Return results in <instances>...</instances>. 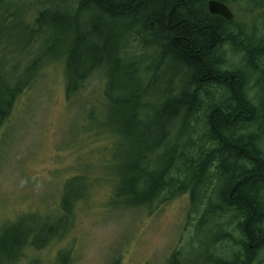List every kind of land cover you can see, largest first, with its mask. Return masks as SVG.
<instances>
[{
    "label": "trees",
    "instance_id": "16d2710c",
    "mask_svg": "<svg viewBox=\"0 0 264 264\" xmlns=\"http://www.w3.org/2000/svg\"><path fill=\"white\" fill-rule=\"evenodd\" d=\"M63 1L66 0H37L35 3H30V0H0V55L3 53H8L10 57L17 55L20 46H17L16 42L20 31L30 36L22 41H26L27 49L42 44L40 41L50 43V46L34 59L28 60L20 70L15 65L9 66L0 61V68L4 70V73L0 72V130L11 119L19 98L38 86L44 70L51 66V63H60L65 69L67 84L65 90L68 98L81 93L89 83L87 79L100 72L98 78L107 99H111L115 90L126 95L118 103L120 110L117 111L123 114H115L120 116V122L124 125L122 134L136 129H143L147 133L149 142L146 143L151 146L154 153H146L141 149L139 161L131 168L133 175L122 179L121 189L116 196L125 201V207L150 208L154 202L160 204L163 200L187 193L188 183L194 188L189 191L193 206L197 201L195 194L199 188L207 191L213 182V190H218L215 175L208 178L207 182L201 178V172L207 169L206 144L213 140L218 141L222 158H233L238 162L241 156L251 154L253 159H258V155L254 156V153H245V148H241L236 139H224L220 134L235 131L230 128L231 125H235L232 116L238 115L241 118V110L245 115L249 114L248 110L255 113L256 107L261 111V118L255 121V125L264 129V66L256 67L264 56V49L261 48L264 36L259 39L256 35L261 25L264 29V0H218L224 3L231 1L244 3L249 8L248 11H254L255 7L261 9V12H258L260 15L252 23L250 20L244 23V33L238 49L247 54V59L244 61V57L240 56L238 62L229 63L228 65L234 68L227 70L226 73L217 69L213 57V49L228 39L222 30L224 21L205 13L204 0H74L68 11L62 10ZM200 6L202 10H199ZM20 15H25L24 18L27 17L29 21L24 22V18L20 22L17 21ZM82 15L85 16L84 19ZM91 17L94 21H91ZM86 26L87 28H84ZM121 33L138 41L126 47V43H121L123 36ZM145 36H150L158 45L155 47L161 48L163 54L159 50L160 55L167 61L177 64L180 60L190 66L193 72L190 75L193 83L191 85L196 88L194 95L185 92L178 98L150 102L151 96L162 95L161 91L154 93L151 91L154 82L139 80L138 77L117 68V63L122 65L125 59L121 54L120 58H116L117 54L122 52L128 55L132 47H135L133 44H138L139 49L144 48L145 46L139 45ZM250 36L256 40V47L243 42L244 38ZM59 42H62V46L58 45ZM242 65L245 67L244 71ZM136 68L141 77L143 74L146 75L147 69L141 64ZM216 82H224L229 86L233 94L230 104H234L235 109L229 110L227 114L209 110L207 114L209 128L194 129L192 121L187 115L181 114L180 109L195 106L198 102L197 91L202 86L208 87ZM242 86L245 91H242ZM142 99H147L149 103H142ZM223 103L230 105L226 101ZM126 110H132V113L124 114ZM141 111L145 112L144 117ZM157 132L159 141L155 142ZM193 144L200 152L189 155L186 149ZM179 149L183 152L179 153ZM261 162L258 165L264 170V160L261 159ZM247 172L244 171L247 177L244 183L243 178H237L238 174L239 177L241 174L237 167L229 173L223 170L229 185L226 192L218 197H227L228 194L235 192L236 200L240 202L241 207L220 208L221 211L233 213V218L237 222L233 223L236 224L235 228L232 231L228 230L227 234L223 231L218 233L213 231L214 238L209 244L210 249L213 244L219 245L226 254L222 257L217 255L218 259L216 254H213L218 261L215 264H220L219 259L224 260V264H253L255 253L258 255L260 247H264V212L253 197L257 182ZM181 175L186 176L184 182L180 180ZM78 180L77 177L70 179L66 188ZM124 185L131 188V191L125 190ZM144 185L148 186V192L141 188ZM69 199L68 195L64 198L63 204L69 203ZM63 209L69 217L73 206H64ZM210 216L211 207L206 206L200 223L209 222ZM23 220L12 228V232L7 231L5 237L0 238V264L17 263L24 258V251L28 246L40 251L61 236L54 237L55 229L47 224L38 227ZM199 225L196 228L197 238L205 234V230ZM235 232L238 233L237 236ZM40 239L43 240L39 241ZM211 251L214 253L216 250L212 248ZM183 255L186 256L184 253H173L167 264H183L186 261ZM60 256V260L64 258V255ZM69 256L66 257L65 264L71 263L72 259ZM4 259L8 260L4 263L2 262ZM112 264L120 263L116 260Z\"/></svg>",
    "mask_w": 264,
    "mask_h": 264
},
{
    "label": "rangeland",
    "instance_id": "374dc122",
    "mask_svg": "<svg viewBox=\"0 0 264 264\" xmlns=\"http://www.w3.org/2000/svg\"><path fill=\"white\" fill-rule=\"evenodd\" d=\"M231 8L237 22L249 21L244 3L231 2ZM258 12L260 7L255 14ZM26 37L30 36L20 31L17 40ZM40 43L27 49L26 41L22 42L17 55L3 53L0 61L20 70L50 46ZM138 54L129 58L131 65ZM140 60L142 65L144 59ZM50 65L38 86L19 98L11 119L0 130V238L22 219L38 227L47 224L55 229L54 237L61 236L40 251L28 246L24 258L14 264H65L68 255L70 264H112L116 260L120 264H167L175 252L186 254L183 264H204L213 254L212 248L216 259L226 256L222 246L213 244L210 249L209 244L213 231L227 234L235 228L234 214L218 212L220 206L213 205L210 221L200 223L206 206L217 200L213 182L207 191L198 189L194 206L187 191L160 204L154 202L150 208L125 207V201L116 195L122 179L133 175L131 168L139 161L136 150L147 133L136 129L122 134L124 125L117 115L123 113L117 110L125 94L114 91L107 99L95 77L81 93L68 98L64 65ZM157 65L156 61L150 63L151 68ZM0 72L4 70L0 68ZM174 75L171 71L159 76L151 91L170 88ZM159 98L151 96L149 101ZM149 101L142 99L144 104ZM76 177L79 180L66 188ZM124 189L131 191L126 185ZM68 195L69 203L63 204ZM64 206H73L69 217ZM198 225L205 230L199 238ZM59 254L64 258L60 260ZM259 261L256 264H264V259Z\"/></svg>",
    "mask_w": 264,
    "mask_h": 264
},
{
    "label": "bare ground",
    "instance_id": "6f19581e",
    "mask_svg": "<svg viewBox=\"0 0 264 264\" xmlns=\"http://www.w3.org/2000/svg\"><path fill=\"white\" fill-rule=\"evenodd\" d=\"M202 1V0H201ZM212 0H204L205 7L204 11L208 16L212 17H219L221 18L224 22L222 24V30L226 33L228 36V39L226 41L222 42L221 45L216 46L213 49V57L215 58V63L217 65V69L221 72H228L227 70L233 69V66H229L228 64L234 62H238L240 59V56L245 59H247V54L245 52H241L238 48L241 45V38L244 33V24H241L240 22L236 21V16L231 8V2L224 3L230 11L233 13V19L232 20H226L221 16L214 15L210 12L209 9V2ZM216 1V0H214ZM218 1V0H217ZM74 2V0H66L63 1V11H68ZM220 2V1H219ZM237 3V2H236ZM199 10H202V6L199 7ZM256 8H254V11L250 10L246 13L247 17L249 18L250 22L252 23L260 13L255 14ZM85 15V14H84ZM82 15V18L84 19L85 16ZM97 16V15H96ZM25 15H20L18 16L17 21H22ZM96 18L95 16H92ZM90 18L91 21H94V18ZM98 17V16H97ZM90 23V21H89ZM88 25V24H87ZM89 27V26H88ZM13 28V27H12ZM83 28V27H82ZM84 28H87L84 27ZM83 28V29H84ZM263 26L261 25L260 29L256 31L257 37L259 39L263 38ZM123 35V33H121ZM234 36V38H233ZM138 41V39L133 38L132 36L127 37L126 35H123L121 38V43L125 44L126 47L132 46V43ZM144 42V44H143ZM244 43H248L252 47H256V40H254L253 36L244 38ZM258 43V42H257ZM15 44V42H14ZM21 42L17 41L16 45L20 46ZM263 45L264 49V43H261ZM135 46V44H133ZM138 45V44H136ZM158 46L151 38L150 36H145L143 40L140 42L139 46H145L144 48L139 49L135 48L128 53V55H124V53H119L117 54L116 58H120L121 56H125L124 61L120 65L117 63V68L120 71H125L130 75L136 76L139 78V80H148L152 82H158L159 81V76H165L167 73L173 71L175 73L174 77V83L170 84V88L164 90L162 92L161 97L159 98L160 101L166 100V98L172 99V98H178L179 96L183 95L185 92L188 93L189 95H194L195 87L190 80V75L193 73L190 66L186 65L184 62H179L177 64H172V62L167 61L163 55H160V52L162 51L160 47L156 48ZM160 50V52H159ZM58 51V49H56ZM138 51V55L136 56L135 59H133L135 66H132L130 63V57L134 56V53ZM232 52V53H230ZM163 54V52H161ZM139 58V59H137ZM144 59V63L142 66L147 69L146 75L143 74V77H141V74L138 70H136V66L141 64L140 59ZM76 56L73 57V64H75ZM236 60V61H235ZM158 62V65L156 68H151L150 63L151 62ZM228 62V63H227ZM132 66V67H130ZM264 66V56L260 59L259 64H257L256 67L261 68ZM240 68V67H239ZM171 69V70H170ZM245 70L244 65H242V71ZM164 71V73H162ZM250 73V72H249ZM100 75V72L94 73L91 77L87 79V82H90L94 77L98 78ZM195 74L192 75V78H194ZM143 78V79H142ZM158 78V79H157ZM157 79V80H155ZM182 80V82H179ZM86 82V83H87ZM175 85V86H174ZM116 91V90H115ZM242 91L244 90V86H242ZM233 98V94L231 92V89L229 86H227L226 83L224 82H216L211 84V86H202L197 91V104L195 106H190L185 109H180V113L183 115H187L189 120L192 121L194 124V129L198 128H209V123L207 119V114H209V110L212 112L219 111L221 114H227L229 110L233 111L235 109L234 104H230V100ZM226 101L230 105H225L223 102ZM233 101V100H232ZM257 108V109H256ZM255 108V113H252V110L249 111V114H244V111L241 110L242 114V119L239 118V116L235 115L232 116V121L235 123V125H231L230 128H233L235 131L229 132H221L220 136L221 138L224 139H231L238 141L240 143L241 148H245V153L247 152L248 154L254 153V156L258 155V159H253L251 154L248 155H243L239 158L238 162H236L233 158H222V153L219 152L218 149V141L213 140L209 143L206 144V153L207 155L205 156V159H207L206 163V168L204 171L201 172V178L202 181L207 182L208 178L212 177L215 175L217 177L216 184L219 186V189L217 190V195L224 194L226 192V189L229 185V180L227 178V175L223 173V170L225 169V172L229 173L233 170V168L237 167V171L241 172L240 177L238 174V179L243 178V182L245 183V180H247L246 173L244 171H248L247 174L250 175L255 181L257 182V189L254 191L253 197L256 198L258 202V206L261 208V210L264 212V170L260 169L259 165L262 163L261 159L264 160V129H260L258 125H255V121L259 120L261 118V111H259V107ZM239 114V113H238ZM145 132V130H144ZM146 133V132H145ZM158 132L157 135L155 136L154 140L159 141L158 139ZM189 136L191 137V134L189 133ZM149 142V139L146 137L144 139V142L142 146L136 150L138 155L140 154L141 149H144L146 153H154L153 149H151V146L146 143ZM202 145V142L200 143ZM172 149V148H171ZM174 149V148H173ZM179 149L178 152L182 153ZM186 151H188L189 155L190 154H198L200 150L198 149L197 146L194 144L192 146H189ZM137 155V154H136ZM200 164V163H199ZM259 164V165H258ZM198 167V165L196 166ZM145 169V168H144ZM242 174H245L244 176ZM247 175V176H248ZM180 180L184 182L186 180L185 175L180 176ZM187 191L193 190L194 188L191 186V183L186 184ZM148 186L144 185L141 188L144 191L148 192L147 189ZM159 187V186H158ZM157 187V189H158ZM150 190L151 186H150ZM235 192H232L228 194L227 197H220V203H224L229 207H235L238 205L240 202L236 200ZM223 200H222V199ZM218 212L220 211V207H216ZM257 253V252H256ZM254 255V263L256 264L257 262H260L259 259L261 258L262 260L264 259V247H260L258 255ZM214 254V253H213ZM213 254H210L209 256L206 257L204 260V264H215L218 262L215 260L213 257ZM8 259H4L2 262H6ZM220 264H224L225 261L219 259Z\"/></svg>",
    "mask_w": 264,
    "mask_h": 264
},
{
    "label": "water",
    "instance_id": "95a60500",
    "mask_svg": "<svg viewBox=\"0 0 264 264\" xmlns=\"http://www.w3.org/2000/svg\"><path fill=\"white\" fill-rule=\"evenodd\" d=\"M209 9L210 12L214 15L221 16L229 21L233 19V13L224 3L212 0L209 2Z\"/></svg>",
    "mask_w": 264,
    "mask_h": 264
},
{
    "label": "flooded vegetation",
    "instance_id": "af4514ba",
    "mask_svg": "<svg viewBox=\"0 0 264 264\" xmlns=\"http://www.w3.org/2000/svg\"><path fill=\"white\" fill-rule=\"evenodd\" d=\"M213 196H216L217 197V200H216V198H215V200H213V202H211V204L209 203L208 205L211 207V206H213V205H219L221 208H226V209H238V208H240L241 207V205L240 204H238V205H236L235 207H229V206H227L226 204H224V203H220V198L218 197V195H217V190H213ZM256 201H257V204H258V200L256 199V198H254ZM218 202V203H217ZM213 203V204H212Z\"/></svg>",
    "mask_w": 264,
    "mask_h": 264
}]
</instances>
